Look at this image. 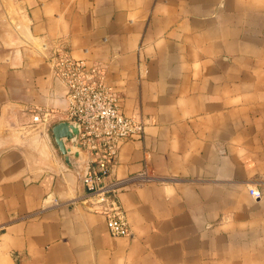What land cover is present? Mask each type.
I'll use <instances>...</instances> for the list:
<instances>
[{"label":"crops","instance_id":"0c3cea01","mask_svg":"<svg viewBox=\"0 0 264 264\" xmlns=\"http://www.w3.org/2000/svg\"><path fill=\"white\" fill-rule=\"evenodd\" d=\"M58 45L144 123L105 202L51 136ZM0 264H264V0H0Z\"/></svg>","mask_w":264,"mask_h":264},{"label":"built area","instance_id":"2783aa9c","mask_svg":"<svg viewBox=\"0 0 264 264\" xmlns=\"http://www.w3.org/2000/svg\"><path fill=\"white\" fill-rule=\"evenodd\" d=\"M50 61L57 80L65 90L67 109L64 120L80 126L79 144L84 158L78 165L82 164L85 169L82 185L105 202L125 185L122 180L105 182L117 163L120 148L125 142L142 136L144 123L126 116L112 88L103 77L94 76L96 68H90L84 60L72 58L63 45L55 48ZM53 118V114H40L36 110L27 135L34 131L41 136ZM147 174L145 168L142 175ZM249 192L254 198L261 196L258 190L250 189ZM105 214L111 236L129 235L127 221L120 210L109 209Z\"/></svg>","mask_w":264,"mask_h":264},{"label":"water","instance_id":"95a60500","mask_svg":"<svg viewBox=\"0 0 264 264\" xmlns=\"http://www.w3.org/2000/svg\"><path fill=\"white\" fill-rule=\"evenodd\" d=\"M50 132L59 152L63 155L70 168L74 170L82 184V177L85 169L82 164L78 165V163L84 158V154L79 144V124L69 121L60 122L54 125ZM48 133L49 132H47V137L49 138Z\"/></svg>","mask_w":264,"mask_h":264}]
</instances>
